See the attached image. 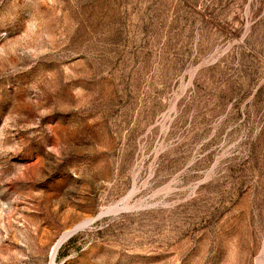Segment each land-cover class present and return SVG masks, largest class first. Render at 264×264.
Wrapping results in <instances>:
<instances>
[{
  "label": "rangeland",
  "instance_id": "374dc122",
  "mask_svg": "<svg viewBox=\"0 0 264 264\" xmlns=\"http://www.w3.org/2000/svg\"><path fill=\"white\" fill-rule=\"evenodd\" d=\"M92 217L55 264H264V0H0V264Z\"/></svg>",
  "mask_w": 264,
  "mask_h": 264
},
{
  "label": "bare ground",
  "instance_id": "6f19581e",
  "mask_svg": "<svg viewBox=\"0 0 264 264\" xmlns=\"http://www.w3.org/2000/svg\"><path fill=\"white\" fill-rule=\"evenodd\" d=\"M112 208L114 209V207H112ZM95 219H96V217L95 218H93V217L87 218V219L83 220L82 222L78 223L77 225L71 227L70 229H67L64 232H62V234L57 238V240L52 245L51 260H50L51 264H55L58 251H59L60 247L62 246V244L67 240V238L70 237L73 233H75L79 229H82V228L89 226Z\"/></svg>",
  "mask_w": 264,
  "mask_h": 264
}]
</instances>
